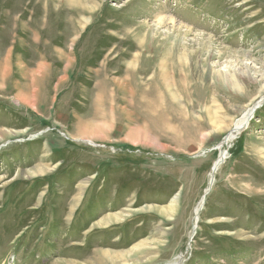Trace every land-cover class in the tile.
Segmentation results:
<instances>
[{"label": "rangeland", "instance_id": "1", "mask_svg": "<svg viewBox=\"0 0 264 264\" xmlns=\"http://www.w3.org/2000/svg\"><path fill=\"white\" fill-rule=\"evenodd\" d=\"M263 90L264 0H0V264H264Z\"/></svg>", "mask_w": 264, "mask_h": 264}, {"label": "bare ground", "instance_id": "2", "mask_svg": "<svg viewBox=\"0 0 264 264\" xmlns=\"http://www.w3.org/2000/svg\"><path fill=\"white\" fill-rule=\"evenodd\" d=\"M170 22L172 23L173 21L172 20H170ZM187 31H189V32H191L192 30L191 29H187ZM200 36H202L201 34H200ZM204 36V35H203ZM171 40V39H170ZM171 42V41H170ZM141 44H142V42H141ZM142 45H144V44H142ZM170 48V47H169ZM172 48V47H171ZM173 49V48H172ZM168 51V50H167ZM228 51V50H227ZM214 54H212L211 56H213ZM165 59V58H164ZM168 59V58H167ZM138 60H140V57H138V59H137V61ZM168 61V60H167ZM163 65V64H162ZM133 66V65H132ZM132 68V67H131ZM164 68V67H163ZM162 68V69H163ZM139 70V69H138ZM137 70V71H138ZM137 71H136V73H137ZM147 74V72L146 71H143L142 72V75H146ZM145 77V76H144ZM34 81H36V80H34ZM150 89V88H149ZM264 92V90L263 91H261V92H259V95L260 94H262ZM24 95V94H23ZM20 96H22V95H20ZM33 96V95H32ZM29 97H31V96H29ZM38 97V96H37ZM168 100V99H167ZM253 104V103H252ZM257 106H258V104H254L253 105V107L251 108V110H246L245 112H244V114H242V118L235 124V125H233V127L231 128L232 130L229 132V134L226 136V138L224 139V141H223V143H222V147H221V150L223 149V147L225 146V145H228L229 143H231L232 141H234L235 139H237V137L241 134V132L243 131V130H245V129H247L248 128V126H247V122H248V120L250 119L251 120V117L252 118H254V114L252 115V113H254V109H256L257 108ZM158 117V116H157ZM159 118V117H158ZM5 136L6 135V133L5 134H2V136ZM12 135V134H11ZM11 137V136H10ZM87 139H92V138H87ZM223 157H224V154H223ZM224 161H225V159L223 160V158L221 157V159L218 161V162H215L214 163V166L212 167V172H211V180H210V187H208V189H207V193H206V196H208L209 194H210V192H211V190H212V186H213V184H214V180H213V177H215L216 175H217V173H218V171H219V169H220V167H221V165L224 163ZM46 168V167H45ZM33 170V169H32ZM215 170V171H214ZM44 171V167H41V166H37L36 168H35V171L34 172H37V173H42ZM28 173V172H27ZM23 174H26V173H22V172H20L19 173V176L18 177H21V175H23ZM31 174H34V173H31ZM31 174H28V175H31ZM36 176V175H35ZM40 176V175H39ZM204 197V196H203ZM202 197V198H203ZM76 200V199H75ZM74 200V201H75ZM206 199H204L203 198V200H201V203H199L198 204V206H197V208H196V210H195V214H198L199 212H200V210L203 208V206H204V204H205V201ZM121 203V202H120ZM161 212H162V210H161ZM119 220H120V215H118V214H115V215H108V216H106V217H104V219H102L100 222H98L97 224H95L93 227H96V226H98L99 228H103V227H106V226H108V225H111V224H114V223H117V222H119ZM196 224V220L194 221V225ZM197 227H198V224H197ZM197 227H196V230H197ZM109 228V227H108ZM236 233V232H235ZM191 237H192V239L195 237V234H194V232L191 234ZM190 243V242H189ZM244 243V242H243ZM147 245V244H146ZM159 245V244H158ZM161 245V244H160ZM159 245V246H160ZM152 246V245H151ZM154 246V245H153ZM141 247V246H140ZM108 252V251H107ZM107 252H105V251H101V253H103V254H106V255H109V256H111V253L109 254V253H107ZM122 253V252H121ZM117 255H118V253H117ZM120 255V254H119ZM114 256H116V255H113V257L112 258H114ZM106 258H108V257H106ZM112 258H111V260H112ZM135 259V258H134ZM137 259H139V258H137ZM183 257H177L176 258V260H175V262H173V263H169V264H182V262H183ZM65 263H66V261H64ZM70 263H73V262H70ZM98 263V262H97ZM147 263V262H146ZM67 264H69V263H67Z\"/></svg>", "mask_w": 264, "mask_h": 264}, {"label": "water", "instance_id": "3", "mask_svg": "<svg viewBox=\"0 0 264 264\" xmlns=\"http://www.w3.org/2000/svg\"><path fill=\"white\" fill-rule=\"evenodd\" d=\"M226 153H227V152H225V155H226ZM225 155H224V157H223V160L225 159ZM214 171H215V170H214ZM213 178H214V177H213ZM205 197H206V196H205ZM205 197H204V199H205ZM194 233H195V231H194Z\"/></svg>", "mask_w": 264, "mask_h": 264}]
</instances>
